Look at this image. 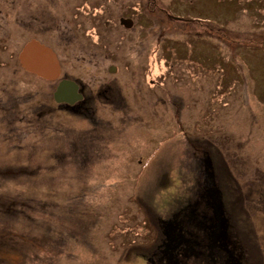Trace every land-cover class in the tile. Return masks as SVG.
<instances>
[{
  "label": "rangeland",
  "instance_id": "1",
  "mask_svg": "<svg viewBox=\"0 0 264 264\" xmlns=\"http://www.w3.org/2000/svg\"><path fill=\"white\" fill-rule=\"evenodd\" d=\"M84 1L28 0L26 5L30 14H51L62 27L65 35L56 32L39 39L57 47L72 75L101 85L112 79L109 67L115 62L126 93L137 91L135 82L141 97L131 100L127 113L99 107L93 121L63 115L58 118L60 132L47 133L42 149L8 156L13 165L0 166V205L6 200L13 206L0 220V235L7 229L0 264H150L162 237L159 221L182 209L188 198L186 167L194 161L185 155L183 123L189 116L215 110L227 126L233 115L238 124L251 116L246 130H235L234 136L242 133L250 141L264 142L261 4L158 0L153 18L165 20L160 26L145 18L144 6L127 0ZM5 4L0 0V9ZM164 12L199 22L184 25L193 32L181 33L174 29L183 24L167 22ZM91 13L110 20L117 33L114 17L141 14L134 51L123 48L125 59L120 53L107 59L103 52L114 50L119 35H111L106 48L103 40L84 34L81 24L91 27L86 18ZM153 26V33L140 30ZM69 43L72 48L63 50ZM150 85L153 98L148 97ZM223 136L230 139L231 134ZM53 155L56 159L48 160Z\"/></svg>",
  "mask_w": 264,
  "mask_h": 264
},
{
  "label": "flooded vegetation",
  "instance_id": "2",
  "mask_svg": "<svg viewBox=\"0 0 264 264\" xmlns=\"http://www.w3.org/2000/svg\"><path fill=\"white\" fill-rule=\"evenodd\" d=\"M127 1L144 6L145 18L165 26V20L153 18L158 0ZM251 1L264 8V0ZM5 3V7L0 9V166L13 165L8 156L14 151L42 149L47 133L60 132L58 118L63 115L91 119L96 117L99 107L104 111L110 107L120 114L131 111V100L141 97L138 93L141 92L140 87L132 83L137 91L131 89L127 94L124 84L118 79L119 68L115 62L109 67L112 79L103 81L101 85L83 82L66 68L68 61L57 47L39 39L40 36H55L56 32L64 34L53 15L30 14L26 5L28 0H5ZM165 14L167 22L183 24L182 28L174 29L181 33L193 32L184 25L199 22L169 12ZM93 16L99 15L91 13L86 16L91 27L85 28L80 23L84 34L98 37L101 43L103 40L106 48L112 44L111 35H119L120 38L112 52L110 49L102 51L107 59L115 60L116 53L125 59L120 52L123 48L134 51V34L139 32L136 28L141 14L114 17V27L119 34L112 29L110 20L99 16L101 19L95 21ZM122 19L128 22L123 23ZM154 26L140 30L153 33ZM65 30L69 37L70 29L65 27ZM32 41L51 48L57 56L60 74L56 79L40 77L24 65L21 54ZM71 43L62 49H71ZM64 80L78 85L77 92L81 98L74 103H59L55 99V91ZM33 81L44 82L51 88L47 91L43 85ZM147 91L148 97L153 98V86L150 85ZM47 95H50V104L46 102ZM214 113L192 114L186 125L183 123L187 142L185 155L194 161L191 167H186L188 198L182 209L159 221L162 237L154 257L149 259L150 264H264V142L250 141L249 137H242V133L239 137L234 136L235 130L252 121L251 116L238 124L237 116L233 115L227 126L222 123L219 113ZM229 134L230 139L223 136ZM253 135L251 131L254 139ZM55 159V155L48 157V160ZM41 162L39 160L38 163ZM5 173L7 176L11 174L8 170ZM0 175H3L1 170ZM7 207L6 213H9L11 208Z\"/></svg>",
  "mask_w": 264,
  "mask_h": 264
},
{
  "label": "water",
  "instance_id": "3",
  "mask_svg": "<svg viewBox=\"0 0 264 264\" xmlns=\"http://www.w3.org/2000/svg\"><path fill=\"white\" fill-rule=\"evenodd\" d=\"M122 22L128 21L122 19ZM21 60L31 72L47 80H54L60 74V64L53 50L37 41L30 42L24 49ZM77 90L78 85L75 82L64 80L59 84L54 96L59 103H74L81 98Z\"/></svg>",
  "mask_w": 264,
  "mask_h": 264
},
{
  "label": "trees",
  "instance_id": "4",
  "mask_svg": "<svg viewBox=\"0 0 264 264\" xmlns=\"http://www.w3.org/2000/svg\"><path fill=\"white\" fill-rule=\"evenodd\" d=\"M92 121H93V118H92ZM94 122H95V120H94ZM25 170H27V169H25ZM26 174H28V173H26ZM2 197H3V196H0V199H1ZM5 202H6V204H4V203L1 201V205H0V220H3V218H6L5 214H3V213H6V212H3L5 208H3L2 205H6L5 207H7V206H9L10 201L7 202V201L5 200ZM11 203L13 204V201H11ZM12 204H11L10 206H13ZM8 232H9V229H8ZM5 236H7V229L4 230V233H3L2 236L0 235V240H1V241H0V248H1L2 246H5V245H4V244H5V243H4V242H5V241H4Z\"/></svg>",
  "mask_w": 264,
  "mask_h": 264
}]
</instances>
